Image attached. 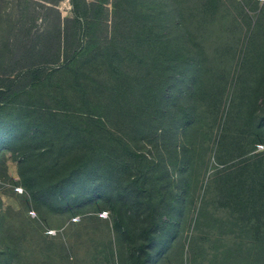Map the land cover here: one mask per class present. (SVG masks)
Listing matches in <instances>:
<instances>
[{
    "label": "trees",
    "instance_id": "trees-1",
    "mask_svg": "<svg viewBox=\"0 0 264 264\" xmlns=\"http://www.w3.org/2000/svg\"><path fill=\"white\" fill-rule=\"evenodd\" d=\"M43 1L56 5L62 0ZM107 2L69 0V17L62 18L56 11L58 47L68 48L70 39L77 44L60 67L40 80L42 86L51 85L52 73H60L54 85L60 95L56 104L61 108H52L47 117L40 116L44 124L40 132V151L50 154L45 161L51 157L53 163L60 166L61 184L66 186L87 187L86 179L95 176L101 168L100 157L114 161L119 153L131 158L132 175L146 176L155 172L154 180H158L164 173L167 181L151 183V187L158 185L157 202L163 205L156 204L153 209L150 206L146 221L130 222L123 230L120 227V232L129 240L126 250L132 264H156L162 251L173 244L179 216L186 208L190 191L186 173L191 160L189 150L185 143L172 142L177 139L176 129L184 135L202 113L199 101H206L208 97V103L212 102L215 94L211 81L216 85L217 94L219 89L221 93L228 92L231 84L226 87V72L215 76L216 63H205L208 56L206 58L204 50H219L224 60L230 59L228 50H244L242 57L241 53L238 57L242 60L249 50H262L255 59L263 57L264 24L260 25L259 19L264 17V7L239 40L240 24L234 16L229 10L224 15L218 14L223 9L208 0L201 3L194 0L188 6L179 3L180 0H111L112 35L109 41L102 42V30L97 25L104 21ZM240 6L241 14L245 7ZM242 18L249 19L246 13ZM68 21L73 23L70 28ZM93 73L95 78H92ZM18 90L0 85V106L11 104L18 97ZM225 100L228 102L225 111L219 110L218 114L212 111L221 131L217 133L214 147V157L221 167L212 172L205 184L187 245L186 264H264V148H258L259 142L264 143V139L258 138L264 126V108L258 102L251 112L250 107L239 109L245 105L235 108L227 93ZM41 104L40 107L48 106L46 102ZM70 104L77 105V111H68ZM80 123L87 124L81 126ZM239 126L245 130L236 136L227 131ZM83 131L89 135H84ZM171 132H176L175 138L169 137ZM95 134L99 140L96 143L92 141ZM160 137H163L167 158L159 153ZM147 146L156 149L158 161L147 158L143 152ZM230 151H236L237 160L228 164L225 156ZM63 154L68 166L61 167L64 161L59 164L56 158ZM169 167L178 173L174 180L168 175ZM26 175H21L22 182L40 205V192L33 191L35 188L31 189L24 182ZM59 196L62 201L64 195H56L58 201ZM77 197L71 195L72 199ZM164 212L167 221L160 218ZM133 225L138 229L135 239H131ZM0 235H3L1 223ZM53 245L56 246L40 240V264H64L62 256L58 262L50 260L48 252L53 250ZM10 249L7 244L0 248V264H9ZM65 260L67 264H74L68 262L67 257ZM74 262L117 264L111 242L104 248L85 250Z\"/></svg>",
    "mask_w": 264,
    "mask_h": 264
},
{
    "label": "rangeland",
    "instance_id": "rangeland-1",
    "mask_svg": "<svg viewBox=\"0 0 264 264\" xmlns=\"http://www.w3.org/2000/svg\"><path fill=\"white\" fill-rule=\"evenodd\" d=\"M180 1L179 3L185 6L194 2ZM202 1L200 0V3ZM208 1L216 7L219 4L218 8L223 9L222 13L218 14L227 13L229 10L228 12L234 16L236 22L240 24L239 40H242L245 28L247 29L249 23L250 26L254 24L258 19L257 13L264 7V0ZM240 5L245 7L241 14ZM105 7L104 21L97 25L102 30V42L109 41L113 25L111 0H108ZM56 11L60 12L62 18L69 17V0H62L56 5L43 0H0V85L10 86L16 91L19 89L18 97L14 98L11 104L0 106V223L3 231V235H0V248L4 244L10 246L9 264H40L42 240L56 244L53 245V250L48 252L50 260L58 262L62 256L64 264H67L65 257L68 258V262L76 264L74 261L85 250L104 248L111 242L117 264H132L126 250L129 240L124 236V232H120V227L123 230L130 222L138 224L140 220L146 221L150 215H148L150 206L153 209L156 204L163 205L162 202H157L158 185L151 187V183L167 181V176L163 173L158 180H154L155 172H150L146 176H139L136 173L132 175L131 158L116 153L114 161L100 157L98 162L101 168L92 178L88 176L85 181L89 183L87 187L77 184L73 187L61 184V177L58 174L60 166L53 163L51 157L44 160L50 154L40 151V132L44 128L40 116L47 117L51 114L52 108H61L56 104L60 95L54 85L60 73H52L51 85L42 86L40 80L45 78L46 73L60 67L66 58L72 55L77 44V41L70 39L68 48L58 47L56 31L59 21ZM244 13L247 14L248 20L242 18ZM263 22L264 17L259 19L260 25H263ZM72 26L73 23L68 21L67 27ZM243 51L228 50L230 59L224 60L220 58L224 56L219 50H204L206 58L208 56L205 63L207 65L216 63L215 76L226 72V87L231 84L228 92L225 90L221 93L219 89L217 94L216 85L214 86L211 81L212 93L215 94L212 102L208 103L210 101L208 97L206 101H199V110L202 113H199L195 123L184 132V135L180 129L175 128L177 139L172 142L185 143L189 150L191 160L186 173L187 177L189 176L190 191L185 203L186 208L179 216L178 233L172 241L173 244L162 251L156 264H186L187 245L193 233L196 210L202 203L205 184L212 172L221 167L214 157L215 138L221 131L217 120L212 117V111H218V114L219 110L221 112L228 108L226 93L233 107L245 105L239 109L250 107L248 111L251 112L258 102L259 106L264 108V56L255 59L262 50H249L245 59H238L240 53L242 57ZM92 78H95V73ZM41 102H46L48 106L40 107ZM66 109L74 112L78 107L70 104ZM177 121L181 123L180 120ZM87 123L80 124L85 126ZM175 126L178 128L179 124ZM242 129L245 130L241 126L231 127L227 131L236 136ZM176 132H171L169 137L175 138ZM82 133L89 135L86 131ZM260 134L261 137L258 138L264 139V126ZM92 138L94 143L99 142L96 140V134ZM158 141L159 153L167 158L162 145L163 137ZM258 148L263 149L264 143L259 142ZM143 152L148 159L159 160L154 147L147 146ZM235 155L236 151H230L225 156L229 159L228 164L237 160L234 158ZM65 157V154L55 157L59 164L64 161L61 167L68 166ZM91 163L95 164L92 161ZM160 164L159 167H162ZM168 172L171 180L177 178V171H172L171 167L168 168ZM23 174H27L23 178L24 182L31 189L35 188L33 191L40 192V205L35 203L29 189L22 182ZM15 186H20L22 192L16 191ZM138 188H142L141 191H138ZM60 193L64 195L62 201L60 196L59 201L56 197ZM72 194L78 197L72 199ZM48 206H61L63 209L57 210ZM30 211H34L36 216L32 217ZM73 217L75 220H72ZM160 218L168 220L165 212ZM49 229L55 230V233L49 236ZM137 230L134 226L131 239L136 238Z\"/></svg>",
    "mask_w": 264,
    "mask_h": 264
},
{
    "label": "built area",
    "instance_id": "built-area-1",
    "mask_svg": "<svg viewBox=\"0 0 264 264\" xmlns=\"http://www.w3.org/2000/svg\"><path fill=\"white\" fill-rule=\"evenodd\" d=\"M15 190L18 191V192H22V188L20 186H15ZM30 215L32 217L36 216L35 212L34 211H30ZM72 220H75V218H73ZM48 233L49 234H54L55 233V230L53 229H49L48 230Z\"/></svg>",
    "mask_w": 264,
    "mask_h": 264
}]
</instances>
